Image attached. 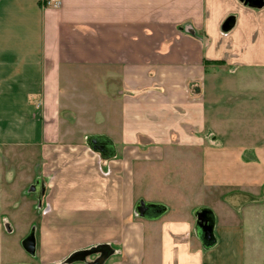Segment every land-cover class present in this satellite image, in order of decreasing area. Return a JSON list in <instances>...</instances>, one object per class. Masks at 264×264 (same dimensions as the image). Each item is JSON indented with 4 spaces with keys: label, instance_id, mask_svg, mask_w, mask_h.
I'll use <instances>...</instances> for the list:
<instances>
[{
    "label": "crops",
    "instance_id": "obj_1",
    "mask_svg": "<svg viewBox=\"0 0 264 264\" xmlns=\"http://www.w3.org/2000/svg\"><path fill=\"white\" fill-rule=\"evenodd\" d=\"M0 146L42 158L35 264H264V0H0Z\"/></svg>",
    "mask_w": 264,
    "mask_h": 264
},
{
    "label": "rangeland",
    "instance_id": "obj_2",
    "mask_svg": "<svg viewBox=\"0 0 264 264\" xmlns=\"http://www.w3.org/2000/svg\"><path fill=\"white\" fill-rule=\"evenodd\" d=\"M108 123L106 121L101 126H88V132H91V128L94 130L88 135V138L106 136L116 143L114 137L116 129L112 131L110 126H107ZM193 164L190 158H178L174 159L169 167L183 169L190 168ZM41 166L42 158L28 146H0V264L3 259L5 260L4 264L36 263L35 255L27 253L23 249L22 242L31 232H35L36 235L37 224L45 205L44 201L41 200L39 181H36V177L43 172ZM33 186H36L35 191L32 190ZM137 190H139L137 192H142L141 185ZM164 192L162 196L155 197V199L150 198L149 194L143 195V198H145V202L158 200L160 206L169 210L172 208V200L176 199L179 193L176 191ZM188 194L193 196L194 191H188ZM196 194L200 195V192L196 190ZM198 198L202 199V203L206 202L205 206L212 205L211 198ZM139 202L141 204L143 201ZM201 209L208 208L196 209L194 212L195 219L196 212ZM253 262V253L248 254L247 264H253Z\"/></svg>",
    "mask_w": 264,
    "mask_h": 264
},
{
    "label": "water",
    "instance_id": "obj_3",
    "mask_svg": "<svg viewBox=\"0 0 264 264\" xmlns=\"http://www.w3.org/2000/svg\"><path fill=\"white\" fill-rule=\"evenodd\" d=\"M90 148L104 156L114 158L116 156V148L111 139L106 136H91L88 139ZM35 191V186L32 188ZM138 212L144 218L156 219L163 212L165 208L160 205H152L141 202L138 206ZM196 232L198 238L203 243L205 248H212L216 244L214 235L215 217L211 210L201 209L196 212ZM23 249L30 255L36 253V236L35 232H31L22 242Z\"/></svg>",
    "mask_w": 264,
    "mask_h": 264
},
{
    "label": "built area",
    "instance_id": "obj_4",
    "mask_svg": "<svg viewBox=\"0 0 264 264\" xmlns=\"http://www.w3.org/2000/svg\"><path fill=\"white\" fill-rule=\"evenodd\" d=\"M60 4H61V0H45L46 6L59 7Z\"/></svg>",
    "mask_w": 264,
    "mask_h": 264
}]
</instances>
